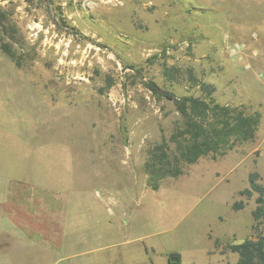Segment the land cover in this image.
<instances>
[{
	"label": "rangeland",
	"instance_id": "374dc122",
	"mask_svg": "<svg viewBox=\"0 0 264 264\" xmlns=\"http://www.w3.org/2000/svg\"><path fill=\"white\" fill-rule=\"evenodd\" d=\"M0 12V182H42L49 218L60 208L59 232L29 231L15 259L238 264L225 246L264 233L258 194H241L253 172L264 186V0H0ZM198 81L259 111L256 136L154 190L149 151L184 117L153 87L200 96Z\"/></svg>",
	"mask_w": 264,
	"mask_h": 264
},
{
	"label": "trees",
	"instance_id": "16d2710c",
	"mask_svg": "<svg viewBox=\"0 0 264 264\" xmlns=\"http://www.w3.org/2000/svg\"><path fill=\"white\" fill-rule=\"evenodd\" d=\"M1 13V12H0ZM6 54L13 57L8 45L1 47ZM202 95L178 97L169 91H159L166 98L176 103L178 111L184 117V123L170 137L155 145L149 151L146 172L152 189L159 188L160 181L166 177H178L184 173V163H195L201 157L210 154L224 155L235 145L251 141L255 138L260 121L259 111H248L244 105L232 106L216 101V86L212 83L200 82ZM259 174L253 172L249 176L250 187L241 194L252 197L257 193V206L253 211L254 219L264 222V186L258 182ZM243 201L234 203V208L244 207ZM226 249L239 255L238 264H264V233L256 238H247L242 243H229ZM179 255L171 254L173 259Z\"/></svg>",
	"mask_w": 264,
	"mask_h": 264
},
{
	"label": "crops",
	"instance_id": "0c3cea01",
	"mask_svg": "<svg viewBox=\"0 0 264 264\" xmlns=\"http://www.w3.org/2000/svg\"><path fill=\"white\" fill-rule=\"evenodd\" d=\"M27 146H29L28 143ZM57 177L49 179V182L51 184L55 183L59 185L62 180H59ZM67 180L68 179H65V181ZM7 182L9 181L0 182V197H4V199L0 201V239L7 240V242L11 241L7 245V253L4 254L0 252V256H3L4 258L8 257L11 264H20V262L15 259V256L23 252L22 250L24 249L22 248H24V246L21 244H26V246H28L27 249L31 247L32 241L29 240L31 237V235H28L29 231L33 230L32 234L36 231L37 233L39 231L43 233V229L44 231L46 229H50L52 231L59 232V223L55 221V217L59 215L60 208H56L52 204L51 208L54 210L57 209L58 211L56 213L57 215L52 214L51 218H49L52 209H50V203L45 201L44 196L48 193V190L42 182L38 184L36 181L24 179L15 181V184H18V186L13 188L11 187V184L8 185ZM23 182H26V184H23ZM29 186H32V190H36V192H33L32 194ZM12 192L15 194L13 197H11ZM51 194H54L51 197L55 199L60 198L59 192L55 191L51 192ZM46 214L49 215L47 219L45 217ZM51 219L52 221H50ZM24 228H27V234H24ZM43 254L45 255V253Z\"/></svg>",
	"mask_w": 264,
	"mask_h": 264
}]
</instances>
